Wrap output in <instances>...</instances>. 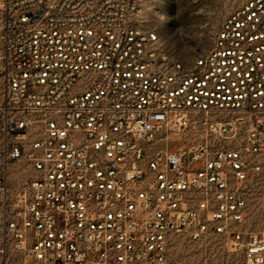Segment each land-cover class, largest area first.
Masks as SVG:
<instances>
[{
    "label": "built area",
    "instance_id": "2783aa9c",
    "mask_svg": "<svg viewBox=\"0 0 264 264\" xmlns=\"http://www.w3.org/2000/svg\"><path fill=\"white\" fill-rule=\"evenodd\" d=\"M150 1L0 0V264H172L180 236L264 264L247 227L264 0L190 66L167 59Z\"/></svg>",
    "mask_w": 264,
    "mask_h": 264
},
{
    "label": "rangeland",
    "instance_id": "374dc122",
    "mask_svg": "<svg viewBox=\"0 0 264 264\" xmlns=\"http://www.w3.org/2000/svg\"><path fill=\"white\" fill-rule=\"evenodd\" d=\"M244 0H151L148 18L156 27L170 62L190 66L213 46L222 23ZM30 170L19 178L31 177ZM254 232L264 230V184L253 194L250 222ZM172 264H244L241 252L230 249L223 239L190 241L177 237L172 247ZM11 264H21L12 260Z\"/></svg>",
    "mask_w": 264,
    "mask_h": 264
}]
</instances>
